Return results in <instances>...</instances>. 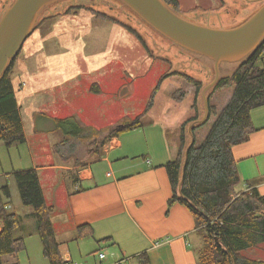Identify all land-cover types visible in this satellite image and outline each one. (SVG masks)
<instances>
[{
	"label": "crops",
	"instance_id": "crops-1",
	"mask_svg": "<svg viewBox=\"0 0 264 264\" xmlns=\"http://www.w3.org/2000/svg\"><path fill=\"white\" fill-rule=\"evenodd\" d=\"M23 72L13 68L11 77L22 119L25 111L32 122L29 132L23 119L27 159L21 156L16 159L20 164H12L11 168L0 167V199L9 202L7 209L20 217L21 224L14 234L17 238H24L26 249L4 255L3 260L8 264H51L44 255L33 209L27 206L23 212L13 210L14 194L10 182L15 180L14 173L35 169L46 201L53 207L51 220L63 261L79 260L85 264H198L197 243L201 245L203 238L197 235L199 230L195 218L182 203L169 206L173 190L165 164L179 153L176 139L173 137L169 141L167 131L157 135L155 138L163 153L152 156L139 152L149 144L146 135L141 139L136 138L134 133L129 136V144L119 136L128 131L137 132L142 124L110 136L122 124L116 127L110 125L108 129L95 126L94 129L89 127L91 124L78 120L87 130L75 136L66 135L58 128L55 119L72 116L70 111L76 109L68 101L70 92L66 93L65 87L70 84V90L78 88L80 74L71 78L60 76L58 79L51 72L27 69ZM108 72L112 71L100 72L99 77ZM77 95L74 92L72 97ZM66 105L72 108L65 111ZM193 105L194 102L189 111H196ZM251 117L256 130L248 141L233 147V156L244 189L255 188L264 196V105L253 109ZM101 132L108 134L104 135L106 142L99 150L90 147L85 159L79 162H75L74 156L65 157L60 146L63 138L94 139V135ZM177 139L180 147L179 135ZM5 186L10 189V198H6L2 191ZM3 228L0 222V233ZM105 246L112 247L110 258L101 259L99 254V261L94 263L90 260L88 254L102 251Z\"/></svg>",
	"mask_w": 264,
	"mask_h": 264
},
{
	"label": "rangeland",
	"instance_id": "rangeland-1",
	"mask_svg": "<svg viewBox=\"0 0 264 264\" xmlns=\"http://www.w3.org/2000/svg\"><path fill=\"white\" fill-rule=\"evenodd\" d=\"M7 1L0 0V13ZM258 1L178 0L176 10L202 24L223 26L261 4ZM117 4L114 0H66L50 7L44 17L52 18L38 25L27 38L13 68L24 71L23 74L26 69L51 72L58 79L60 76L71 78L80 74L78 88L73 91L70 84L65 87V92H70L68 101L76 107L69 114L91 124L90 128L96 126L100 129L123 125L122 122L141 117L143 126L137 132L128 131L119 135L124 137L125 143L129 144V136L134 133L136 138L141 139L146 135L149 144L139 152L158 156L163 150L155 137L167 131L169 141L173 137L176 139L178 151L177 136L182 124L189 116L197 114L195 110L189 111L192 103L197 102L199 118L205 114L201 90L197 92L196 82L189 81L188 76L194 81H201L202 87L210 78L211 70L205 68L207 62L173 45L125 7L121 5L119 9ZM103 71L112 72L99 77ZM74 92L78 93L76 98L72 97ZM233 92V87L211 90L209 102L217 112L210 110L208 120L197 128L198 143L206 139L218 112L229 103ZM71 108L66 105L64 110ZM23 119L30 132L32 122L25 111ZM191 124L189 122L186 128L189 142ZM106 134L108 132L97 133L94 139L63 138L60 146L64 149L65 157L74 156L75 162H79L85 159L90 147L100 149ZM152 137L153 141H150ZM27 153L26 142L13 144L10 148L0 142V167L11 168L12 164H20L16 159L21 156L27 159ZM241 185L244 186V182ZM10 187L14 194L13 210H27V206L21 202L14 179ZM197 235L203 237L200 231ZM202 246L203 242L201 245L197 243L198 255ZM111 248L105 246L102 251L90 253L88 257L95 263L102 252L108 259L112 256ZM245 253L256 259H264V244Z\"/></svg>",
	"mask_w": 264,
	"mask_h": 264
},
{
	"label": "trees",
	"instance_id": "trees-1",
	"mask_svg": "<svg viewBox=\"0 0 264 264\" xmlns=\"http://www.w3.org/2000/svg\"><path fill=\"white\" fill-rule=\"evenodd\" d=\"M166 1L176 10L178 0ZM50 18H41L38 25ZM17 57L0 80V142L9 147L27 141L11 77ZM205 68L213 72L209 65ZM188 79L196 82L197 92L200 91L201 81H194L190 76ZM217 87H233L234 92L229 103L218 112L217 120L206 139L202 143L196 139V130L204 123L193 127L195 141L186 156V149L191 142L187 140V124L199 118L195 102L193 107L197 114L188 117L180 128L179 153L176 159L165 164L173 190L169 206L182 203L192 212L197 228L203 235L198 264H264V259H256L245 253L264 244V196L255 188L244 189L233 156V147L248 141L256 130L251 117L252 110L264 105V43L233 73L222 77ZM209 105L211 112H217L211 103ZM140 118L124 122L110 136L141 126ZM55 120L66 135L75 136L87 130L74 116ZM14 177L22 203L33 209L44 255L51 264H64L51 220L53 207L46 201L37 171H16ZM2 191L6 198L11 197L8 186L3 187ZM8 204L0 199V222L4 226L0 233V264H8L3 260L4 255L26 249L24 238H17L14 234L21 224L20 217L7 209ZM139 259L144 261L142 257Z\"/></svg>",
	"mask_w": 264,
	"mask_h": 264
},
{
	"label": "water",
	"instance_id": "water-1",
	"mask_svg": "<svg viewBox=\"0 0 264 264\" xmlns=\"http://www.w3.org/2000/svg\"><path fill=\"white\" fill-rule=\"evenodd\" d=\"M63 1L66 0H8L5 3L0 13V80L46 11ZM114 1L119 9L121 4L124 5L156 33L191 56L207 62L213 69L200 89L205 114L189 127L191 142L186 149L188 156L195 141L193 127L209 118L211 90L264 43V3L228 24L210 26L183 16L166 0Z\"/></svg>",
	"mask_w": 264,
	"mask_h": 264
},
{
	"label": "built area",
	"instance_id": "built-area-1",
	"mask_svg": "<svg viewBox=\"0 0 264 264\" xmlns=\"http://www.w3.org/2000/svg\"><path fill=\"white\" fill-rule=\"evenodd\" d=\"M100 258L104 259L105 258V254L100 253ZM64 264H79V262L67 259V260L64 261Z\"/></svg>",
	"mask_w": 264,
	"mask_h": 264
},
{
	"label": "flooded vegetation",
	"instance_id": "flooded-vegetation-1",
	"mask_svg": "<svg viewBox=\"0 0 264 264\" xmlns=\"http://www.w3.org/2000/svg\"><path fill=\"white\" fill-rule=\"evenodd\" d=\"M255 2V1H254ZM258 2H261V3H264V0H259ZM142 22V21H141ZM199 23H201V22H199Z\"/></svg>",
	"mask_w": 264,
	"mask_h": 264
}]
</instances>
